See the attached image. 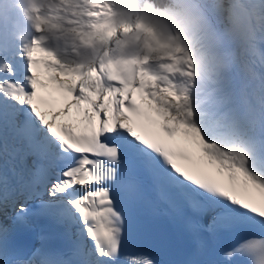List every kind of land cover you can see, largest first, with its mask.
I'll return each mask as SVG.
<instances>
[{"label":"snow or ice","instance_id":"1","mask_svg":"<svg viewBox=\"0 0 264 264\" xmlns=\"http://www.w3.org/2000/svg\"><path fill=\"white\" fill-rule=\"evenodd\" d=\"M9 3L22 20L0 13V148L10 158L18 194L32 199L46 193L42 213L71 241L70 256L42 248L32 256H43L42 264H155L148 255L122 258L121 252L136 210L163 202L164 214L179 219L197 245L205 233L235 237L219 260L206 264H264V174L249 167V153L205 136L196 119L191 92L204 77L178 23L175 33L162 24L165 18L177 22L182 6L161 10L150 0ZM220 11L240 22L243 55L255 58L245 63V82L237 87L232 76L231 86L251 88L256 104H264V71L253 66L264 69L258 49L264 0H232ZM213 83L214 91L222 90ZM227 99L221 95L217 103ZM73 108L76 125L58 129L57 118ZM9 185L0 164L4 205L16 194ZM28 211L20 204L16 220L27 224ZM7 232L0 233V257L7 256ZM0 264L34 261L4 258Z\"/></svg>","mask_w":264,"mask_h":264},{"label":"clouds","instance_id":"2","mask_svg":"<svg viewBox=\"0 0 264 264\" xmlns=\"http://www.w3.org/2000/svg\"><path fill=\"white\" fill-rule=\"evenodd\" d=\"M232 0H150L158 9H177V22L165 18L162 24L176 32L177 23L195 62L198 74L192 90L196 119L209 139L226 149H241L264 159V104L257 105L251 88L236 90L232 72L243 56L245 38L239 21H229L220 6ZM243 2V0H241ZM219 81L221 91H214ZM227 96L223 105L217 97ZM206 113L201 117L200 113ZM250 160V159H249Z\"/></svg>","mask_w":264,"mask_h":264},{"label":"bare ground","instance_id":"3","mask_svg":"<svg viewBox=\"0 0 264 264\" xmlns=\"http://www.w3.org/2000/svg\"><path fill=\"white\" fill-rule=\"evenodd\" d=\"M0 12L6 15H10L11 17L15 18H21V15L18 13V10H15L14 8H12V5H10L9 0H0ZM23 27H26V22L24 23ZM258 49L260 50V52H264V42L259 43L258 44ZM246 56V57H245ZM247 58L248 61H253L255 58L252 57H247L246 54H244L241 58V62L238 61L236 67L233 69L232 72V76L235 77V81L237 84V87L241 86L244 82H245V65L242 64L243 58ZM253 66L255 67V69L260 72V71H264V69H262L259 65L258 62L254 63ZM1 149V148H0ZM253 156H255L254 154H252ZM8 156L7 155H2L0 157V164L3 165L4 171L7 173L10 172V164H8L9 160H8ZM255 160L258 162L257 157L255 156ZM2 189H0V193H1ZM17 224L14 225H9L10 229H15V226ZM2 233V232H1ZM10 231L7 232V245H6V249H7V256L6 257H0V259H11L12 255H14L15 252H24L25 249H20L17 247L15 241L13 240L12 236H10ZM12 247V248H11Z\"/></svg>","mask_w":264,"mask_h":264},{"label":"rangeland","instance_id":"4","mask_svg":"<svg viewBox=\"0 0 264 264\" xmlns=\"http://www.w3.org/2000/svg\"><path fill=\"white\" fill-rule=\"evenodd\" d=\"M0 13H1V12H0ZM246 55H247V54H246ZM245 57H246V56H245ZM245 57L243 58V61H242V64H244V65H245L246 62H249L248 59L245 58ZM247 57H249V56L247 55ZM239 61L241 62V59H240Z\"/></svg>","mask_w":264,"mask_h":264}]
</instances>
